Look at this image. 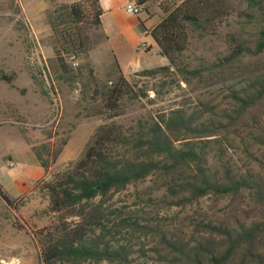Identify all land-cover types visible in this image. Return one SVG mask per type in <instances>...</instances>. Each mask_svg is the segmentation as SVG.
Instances as JSON below:
<instances>
[{
  "label": "trees",
  "instance_id": "1",
  "mask_svg": "<svg viewBox=\"0 0 264 264\" xmlns=\"http://www.w3.org/2000/svg\"><path fill=\"white\" fill-rule=\"evenodd\" d=\"M229 1L182 0L163 10L149 34L167 65L138 76L174 74L186 85L222 82L232 77L230 66L237 61L264 58V0H237L251 12L245 14L249 24L256 18L255 39L230 35L229 55L207 68H190L183 61L186 26L211 30L230 14ZM52 4L47 24L53 57L47 63L56 80L73 83L79 74L66 57L85 56L83 28H98L102 11L98 0ZM116 70L117 77L98 89L87 67L93 86L89 99L99 98L93 116L117 118L124 100L140 96ZM29 74L41 81L39 71ZM13 79L0 76L8 84ZM225 98L227 108L203 104L197 111L174 109L129 129L114 123L98 127L80 159L55 173L45 187L53 220L35 233L40 263L264 264V73L229 89ZM234 147L236 161L229 153ZM146 182L150 185L135 192L134 210L113 204L117 194ZM0 199L13 204L1 187ZM203 201L209 202L208 211L200 209ZM192 208L197 211L181 218L167 215ZM135 235L150 238L149 251L135 253L130 243Z\"/></svg>",
  "mask_w": 264,
  "mask_h": 264
},
{
  "label": "rangeland",
  "instance_id": "2",
  "mask_svg": "<svg viewBox=\"0 0 264 264\" xmlns=\"http://www.w3.org/2000/svg\"><path fill=\"white\" fill-rule=\"evenodd\" d=\"M131 1L135 4L136 0ZM181 1L150 0L140 8L142 15L139 18L143 23L147 22L146 19L158 23L164 17L163 10L176 7ZM228 3L230 14L211 30L201 31L186 26L187 47L182 59L190 68H207L229 55L230 35L250 42L255 39V16L249 24L250 19L245 14L251 12L245 4L237 0ZM52 9L51 0H0V76H14L10 84L0 80V187H4L2 191L13 202L12 206H7L0 199V264H41L35 233L53 220V216L47 213L48 194L45 187L53 182L55 173L80 159L98 127L114 123L129 129L138 121H150L174 109L187 113L197 111L203 104L227 108L225 96L229 89H239L264 73V58L261 55L247 56L234 63L229 70L232 77L222 82H192L186 85L174 74L142 77L138 73L161 67L157 65L164 60L155 50L146 52L148 48L139 44L121 59V66L127 75L139 70L126 79L140 96L124 100L117 118L108 120L104 115L93 116L99 98L92 102L89 99L93 86L88 83L87 67L94 74V67L87 59L92 46L90 38L86 35V54L80 56L79 66L74 70L79 74L78 79L73 83L56 80L47 63L48 55H53L51 35L47 32V14ZM92 28L85 26L83 32L87 34ZM98 49L101 64L111 70H102L101 66L95 68L96 87L101 89L117 77V70L107 45ZM29 71H39L41 81H33ZM229 153L234 161L238 159V147L229 150ZM20 167H35L36 170L33 180L25 181L17 189L21 194L11 198L13 195L3 181L2 170L15 174ZM149 185L150 182H146L137 188L130 187L117 194L113 204L128 209L133 206L134 210V204H137L135 192ZM208 208L209 202L203 201L200 209L208 211ZM194 211L197 209H172L167 215L178 214L181 218ZM130 243L136 246L135 253L140 249L149 251L152 246L150 238L143 235H135Z\"/></svg>",
  "mask_w": 264,
  "mask_h": 264
},
{
  "label": "crops",
  "instance_id": "3",
  "mask_svg": "<svg viewBox=\"0 0 264 264\" xmlns=\"http://www.w3.org/2000/svg\"><path fill=\"white\" fill-rule=\"evenodd\" d=\"M79 1L81 0H51V3L72 4ZM98 4L102 11L99 18L100 26L98 28L89 29L86 34L88 35V39L90 38V43L92 44L87 53V59L94 67V77L96 75L95 68L97 66H101L102 70H108V72L111 71L109 68L101 64V52L98 48L104 44L107 45V50H109L110 54L113 56L115 65L124 78H127V76L133 72L139 71L135 70L127 75L124 73L123 67L121 66V59L125 57L127 52L131 49H135L139 44H144L145 47L148 48V51L146 52L155 50L160 56L159 49L149 34L159 22L153 23L152 20L146 19L147 22L143 23L139 18L142 14L137 17L128 15L125 12V6L133 4L131 0H98ZM47 32L48 35H52L50 28H47ZM143 40H146V42ZM50 49L52 51V48ZM52 57L53 55H48V58ZM161 59L164 60L163 63L157 66H166L167 61L165 58L161 57ZM35 170V167H20V171L15 174H10L9 172L2 170L4 171L3 174H1V176L3 175V181L13 195L11 198H15L21 194L20 192H17V189L21 188L25 181L33 180ZM2 189L4 191V187H2Z\"/></svg>",
  "mask_w": 264,
  "mask_h": 264
},
{
  "label": "built area",
  "instance_id": "4",
  "mask_svg": "<svg viewBox=\"0 0 264 264\" xmlns=\"http://www.w3.org/2000/svg\"><path fill=\"white\" fill-rule=\"evenodd\" d=\"M125 12L128 15L137 17L141 14V9L137 6H135L134 4H128L125 6ZM66 62L70 65V67L73 70L77 69V67L79 66L78 59H77L76 55H73V54L68 55L66 57Z\"/></svg>",
  "mask_w": 264,
  "mask_h": 264
}]
</instances>
